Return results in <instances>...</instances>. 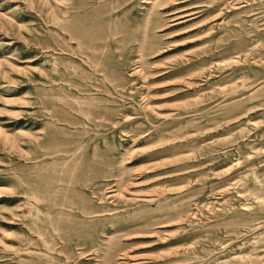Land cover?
I'll return each mask as SVG.
<instances>
[{
  "label": "rangeland",
  "instance_id": "obj_1",
  "mask_svg": "<svg viewBox=\"0 0 264 264\" xmlns=\"http://www.w3.org/2000/svg\"><path fill=\"white\" fill-rule=\"evenodd\" d=\"M109 262L264 264V0H0V264Z\"/></svg>",
  "mask_w": 264,
  "mask_h": 264
},
{
  "label": "bare ground",
  "instance_id": "obj_2",
  "mask_svg": "<svg viewBox=\"0 0 264 264\" xmlns=\"http://www.w3.org/2000/svg\"><path fill=\"white\" fill-rule=\"evenodd\" d=\"M239 4V3H238ZM238 4L237 3H234L233 4V7H236V6H238ZM156 5V3H154L153 4V6H152V9H154L153 7ZM157 6V5H156ZM156 6H155V8H156ZM232 6V5H231ZM216 10V9H215ZM218 10V9H217ZM220 10V9H219ZM211 11V10H210ZM213 11V10H212ZM67 12V11H66ZM217 12V11H216ZM211 15V14H210ZM216 17V16H215ZM57 19V18H56ZM59 19V18H58ZM60 20V19H59ZM57 21V20H56ZM55 22V21H54ZM58 23H59V21H57ZM60 25V24H59ZM58 26V25H57ZM66 30V29H65ZM73 39H74V37H73ZM75 40V39H74ZM89 42V41H88ZM80 44V43H79ZM81 47V46H80ZM83 47V46H82ZM82 49V48H81ZM181 71V70H180ZM184 77V76H183ZM180 78H181V76H180ZM189 85V84H188ZM38 136V135H37ZM37 136H35V137H37ZM37 139V138H36ZM59 150H61V149H59ZM68 150V149H67ZM66 150V151H67ZM72 150V149H71ZM53 152V151H52ZM55 152H57L56 150H55ZM60 152V151H59ZM61 152H62V150H61ZM65 152V151H64ZM63 152V153H64ZM54 153V152H53ZM53 153H51V154H53ZM70 154H71V152H69ZM47 154V153H46ZM69 154V155H70ZM74 154V153H73ZM48 155H50V153L48 154ZM53 155H56V154H53ZM44 156V155H43ZM42 156V157H43ZM57 156H60L59 154H57ZM47 157V156H46ZM55 157V156H54ZM53 157V158H54ZM61 157V156H60ZM67 157V156H66ZM69 157V156H68ZM48 158V157H47ZM62 158V157H61ZM73 157H71V159H72ZM55 159V158H54ZM54 159H53V161H54ZM57 159V158H56ZM47 160V159H46ZM57 161H59V160H57ZM69 161V160H68ZM42 162H45L44 160L42 161ZM50 162V161H49ZM46 163V162H45ZM65 163H68V162H65ZM48 166H46V167H50L49 166V164L48 163H46ZM51 164H52V162H51ZM55 164H57V166H58V164L59 163H55ZM52 165H54V164H52ZM60 165V164H59ZM61 166V165H60ZM64 166V165H63ZM46 167H44V168H46ZM53 168V167H52ZM55 168H57L56 166H55ZM63 168H65V167H63ZM62 168V170L61 171H63L64 169ZM68 168V167H67ZM75 168V167H74ZM74 168H73V171H74ZM47 169V168H46ZM45 169V170H46ZM51 169V168H50ZM57 169H59V168H57ZM57 169H55V171H57L58 172V170ZM67 170V169H66ZM52 171H54V170H52ZM54 171V173H56ZM68 171V170H67ZM49 172H50V174H49V179L47 180V181H45V182H47V186L49 187V189L48 190H45V188H43L44 189V191L45 192H42V193H38V191L36 190V191H31L32 190V188H31V190L30 191H28L29 189L27 188H25L26 190H23V192L19 195L20 196V199L18 200V202H20V204H18V208H20V207H24V208H26L27 210H30V212L31 213H33L34 214V216L35 217H39L40 215H43V220L44 221H42V222H47V225H51L53 222H50L51 220L50 219H52L51 218V212L53 213V214H56V215H58V219L57 220H59V215H61V213H62V211H61V213H60V208L59 209H57V206H61V204H58V201L60 200V198L63 200L64 199V194L63 195H61L63 192V186L61 185V183L62 184H64V183H66L65 182V174L64 175H60L59 174V176L57 175V174H55V175H57V176H53V177H50V175H52L51 173V171L49 170ZM54 173H53V175H54ZM65 173V172H64ZM77 173V172H76ZM75 173V174H76ZM46 174H48V173H46ZM77 175V174H76ZM43 177V176H42ZM46 176H44L43 177V179L45 178ZM69 177H70V175H69ZM69 177H67V179L69 178ZM77 178V177H76ZM75 178V179H76ZM47 179V178H46ZM69 180V179H68ZM71 180V179H70ZM80 180V179H79ZM69 182V181H68ZM43 184H44V181L42 182ZM60 183V184H59ZM72 183V182H71ZM52 184V185H51ZM28 185V184H27ZM29 185H30V183H29ZM40 186V185H39ZM46 186V187H47ZM52 186V187H51ZM64 187H66V185L64 186ZM69 187V186H68ZM38 189V188H37ZM65 189V188H64ZM35 190V189H34ZM66 190V189H65ZM68 190V189H67ZM71 190V189H70ZM69 191V190H68ZM72 191H73V189H72ZM21 191H19V193H20ZM75 193V192H74ZM77 193H79V192H77ZM70 194V193H69ZM68 194V195H69ZM72 195V194H71ZM73 196V195H72ZM72 196H71V198H72ZM59 197V198H58ZM58 198V199H57ZM75 198H77V195L75 196ZM73 199H74V197H73ZM61 200V201H62ZM68 200H69V198H68ZM68 200H66L65 202H66V205L68 204V207H70L71 205V203L69 204V202L67 203V201ZM70 200H72V199H70ZM74 201V200H73ZM72 201V202H73ZM76 201H77V199H76ZM64 202V201H63ZM62 202V203H63ZM78 203V202H77ZM65 204V203H64ZM70 205V206H69ZM59 206V207H60ZM63 206V205H62ZM76 206V205H75ZM74 206V207H75ZM63 207H65V206H63ZM63 207H61V208H63ZM67 207V208H68ZM73 207V208H74ZM84 207V206H83ZM85 207H89V206H85ZM76 208H78V207H76ZM80 208V207H79ZM64 209V208H63ZM70 210H71V208H69ZM68 209V210H69ZM91 210H92V208H90ZM90 209H88V210H90ZM93 209H94V207H93ZM66 210V209H65ZM47 211L49 212V213H47ZM67 211V210H66ZM65 211V212H66ZM75 211V210H74ZM83 211V210H82ZM81 211V212H82ZM94 211H96V209L94 210ZM94 211H92L93 213H94ZM98 211V210H97ZM65 212H63V214L65 213ZM72 212V211H71ZM92 212H89V211H87V208L83 211V213H84V215H88V214H92ZM102 212H103V209H102ZM67 213V212H66ZM105 213V212H104ZM52 214V215H53ZM97 214V212L95 213V215ZM101 214H103V213H101ZM69 215V214H68ZM72 215H74L73 214V212H72ZM99 215V214H98ZM14 216H16V214L14 215ZM64 219H65V215H61ZM70 216H71V214H70ZM90 216H92V215H90ZM55 217H57V216H55ZM68 217V216H67ZM73 217V216H72ZM72 217H70V218H72ZM252 217H253V215H247V217H245L244 219L246 220V221H251L252 220ZM75 218V217H74ZM104 218V217H103ZM93 219V218H92ZM97 219H100V218H97ZM105 219V218H104ZM107 219V218H106ZM56 220V219H55ZM62 220V219H61ZM60 220V221H61ZM70 220V219H69ZM87 220V219H86ZM69 222L68 220H65L64 221V223H67V222ZM80 221H83V219L81 220L80 219ZM94 221V220H93ZM99 221V220H98ZM245 221V222H246ZM39 222H41V221H39ZM41 222V223H42ZM61 223V222H60ZM63 223V224H64ZM57 224H58V222H57ZM56 225V224H55ZM37 226V225H36ZM35 226V227H36ZM58 226V225H57ZM62 226V225H61ZM61 228V227H60ZM66 229H67V226H66ZM37 230L40 232V231H43V229L41 228V227H37ZM46 230H48V228H46ZM57 231V230H56ZM46 232V231H45ZM58 234V233H57ZM43 235L41 234V232L39 233V237H42ZM44 237H49V236H44ZM51 237V236H50ZM44 240L46 239V238H43ZM50 239H53V238H50ZM43 240V241H44ZM48 240H49V238H48ZM40 243H41V241H40ZM44 244V243H43ZM48 243H46V245H47ZM108 264V263H107ZM109 264H110V262H109Z\"/></svg>",
  "mask_w": 264,
  "mask_h": 264
}]
</instances>
